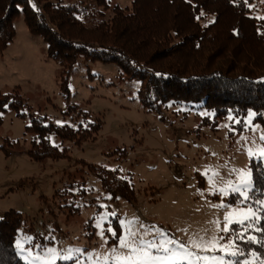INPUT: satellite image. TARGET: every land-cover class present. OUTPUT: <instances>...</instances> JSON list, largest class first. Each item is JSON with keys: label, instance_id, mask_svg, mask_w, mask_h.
<instances>
[{"label": "rangeland", "instance_id": "1", "mask_svg": "<svg viewBox=\"0 0 264 264\" xmlns=\"http://www.w3.org/2000/svg\"><path fill=\"white\" fill-rule=\"evenodd\" d=\"M132 2L108 0L102 19H109L115 6L125 9ZM31 4L35 5L32 0ZM263 4L264 0H257L252 7L255 17L263 16ZM14 29L15 38L0 54V93L17 89L27 108L20 112L22 118L11 110L1 116L0 220L8 211L24 218L14 242L17 256L27 264H129L123 257L132 254L143 264L138 254L119 247V240L115 246L108 245L114 237L111 224L116 218L120 237L131 229L137 236L129 239L158 242L171 238L177 243L167 247L179 255L191 251L235 264L240 254L228 232L222 231L224 218L234 213L228 227L242 226L235 221L243 217L235 213L255 212L253 220L245 221L248 225L260 219L264 200L252 206L233 188L246 194L251 190L249 162L264 161V128L248 117L243 121V131L237 134V122L231 123L228 117L213 131L201 125L203 119L212 120L213 116L201 103L172 101L160 116L145 113L138 100L137 82L124 79L114 65L82 60L69 76L67 104L59 93L60 68L46 58L45 43L28 33L22 17L14 22ZM69 105L88 113L89 121H101L98 135L79 147L65 144L69 161L33 162L27 151L34 136L24 132L30 116L46 117V123L59 126L85 124L82 117L64 115ZM6 141L9 145L5 146ZM52 142L59 144L54 139ZM88 165L116 170L129 179L136 203L110 202ZM231 196H240L241 202L231 205L227 201ZM88 222L94 234L91 242L86 237ZM213 236L219 239L215 250L201 251L190 243ZM141 247L153 255L169 254L146 244ZM49 248L56 250L55 256L47 252ZM68 255L72 258L61 259ZM173 264L207 262L189 257ZM240 264L264 261L252 255Z\"/></svg>", "mask_w": 264, "mask_h": 264}, {"label": "trees", "instance_id": "2", "mask_svg": "<svg viewBox=\"0 0 264 264\" xmlns=\"http://www.w3.org/2000/svg\"><path fill=\"white\" fill-rule=\"evenodd\" d=\"M32 2L34 6L31 0H0V54L15 38L14 22L22 17L28 33L45 43L46 58L59 66V93L67 104L69 76L82 60L114 65L124 79L137 82L138 100L145 113L160 116L172 101L201 103L213 114L212 120L205 118L201 125L213 131L228 117L231 123L237 122V134L248 117L264 128V14L253 15L257 0H133L128 8L111 9L107 20L102 18L108 0ZM25 108L27 102L17 89L0 93V125L7 110L22 118L20 112ZM64 115L82 117L85 124L59 126L46 123V117L30 116L24 132L34 136L27 151L33 162L69 161L65 144L82 146L94 140L101 129V121H89L90 115L75 105H69ZM1 149L7 157L4 146ZM87 168L110 202L136 203L133 184L118 171L94 165ZM249 170L252 188L246 201L255 206L264 200V161L251 160ZM227 201L235 205L241 198L231 196ZM23 222L21 214L14 211L4 213L0 220V264H27L14 249ZM111 227L116 235L108 245L115 246L121 236L116 218ZM90 228L88 222L89 242L94 238ZM229 228L237 230L227 233L240 254L235 264L252 255L264 261V209L257 223Z\"/></svg>", "mask_w": 264, "mask_h": 264}, {"label": "snow or ice", "instance_id": "3", "mask_svg": "<svg viewBox=\"0 0 264 264\" xmlns=\"http://www.w3.org/2000/svg\"><path fill=\"white\" fill-rule=\"evenodd\" d=\"M261 139H264V136L261 137ZM248 175V174H245ZM233 191L236 193H240L243 198L246 200L247 194L242 193L240 188H233ZM234 213H229L228 216H225V226L222 229L224 232L229 231H237L235 228L230 229L228 225L233 223V220L231 219ZM235 215L242 216L243 219L235 221L238 225H243L245 221H250L255 218V212L249 211L247 213H235ZM218 223V222H217ZM115 236L116 234L113 233ZM163 235V233H161ZM137 234L131 229H129L128 233L119 238V247L129 249L131 253L138 254L141 257V260L143 261V264H152V262H155V264H173L176 260H187L189 257H194L197 261H205L207 264H224L223 257H208V256H201L198 255L195 252H187L184 255H179L172 249L168 248L167 245L169 244H176L177 242L174 239H166L158 242H151V241H145L143 238L137 239H129V237H136ZM240 239H242V236H239ZM222 239V238H220ZM193 247L200 249L201 251H209V250H215L216 246L219 244V239L217 237L213 236L209 240H205L204 238H199V240H192L190 242ZM147 245V248L155 249L158 252H164L169 253L165 256H157L149 253L146 248L141 247V245ZM185 246L183 244L180 245V248L183 249ZM47 252L53 256L56 255V250L49 248L47 249ZM231 255H236L235 252H232ZM71 255L63 256L61 259H71ZM39 259V257H37ZM117 259H121V257H117ZM124 260L128 261L129 264H140V261H137L136 257L132 254H129L125 257H123Z\"/></svg>", "mask_w": 264, "mask_h": 264}]
</instances>
